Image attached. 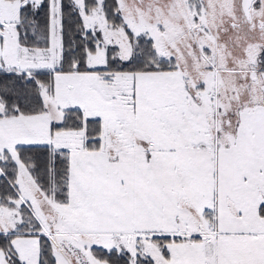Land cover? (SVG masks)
Returning a JSON list of instances; mask_svg holds the SVG:
<instances>
[{"label":"snow or ice","instance_id":"snow-or-ice-1","mask_svg":"<svg viewBox=\"0 0 264 264\" xmlns=\"http://www.w3.org/2000/svg\"><path fill=\"white\" fill-rule=\"evenodd\" d=\"M0 264H264V0H0Z\"/></svg>","mask_w":264,"mask_h":264}]
</instances>
